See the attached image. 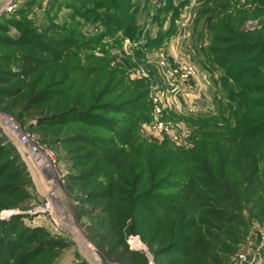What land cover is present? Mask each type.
<instances>
[{
    "label": "trees",
    "instance_id": "obj_1",
    "mask_svg": "<svg viewBox=\"0 0 264 264\" xmlns=\"http://www.w3.org/2000/svg\"><path fill=\"white\" fill-rule=\"evenodd\" d=\"M150 2L49 0L43 6L26 0L17 13L0 20V46L13 48L0 54V70L6 68L0 82H13L0 88V103L20 119L41 113L35 124L50 123L51 132H63L66 119H80L75 123L86 128L62 139L84 146L70 151L85 159L89 172L73 176L83 181L101 174L89 203L102 201L124 224L118 228L120 239L141 233L155 264H225L243 226V203L232 175L246 178L240 189L247 196L253 191L255 197L264 183V26L248 31L243 21L250 9L238 10L233 19L224 0H201L208 44H201L197 54L212 78L219 73L213 82L228 103L222 102L218 116L187 118L193 147H177L170 139L143 136L142 123L151 121L153 104L139 102L151 81L130 79L128 70L137 65L132 57L113 62L115 48L141 40L145 27L133 17ZM252 3L264 12V0ZM171 4L167 0L157 13L174 8ZM36 7L44 22L36 17ZM64 7L68 13L59 21ZM91 24L93 34L86 30ZM156 35L147 46L167 36L161 30ZM144 47L138 53L144 55ZM73 92L75 97L65 101ZM83 149L84 154L78 151ZM5 152L0 138V194L15 200L23 194L26 171L19 155L8 151L4 160ZM241 164L245 168L239 171ZM22 218L0 219V264H27L33 253L39 256L60 243L44 238L42 228L27 227ZM145 221L150 229L137 231ZM138 260L146 264L144 256Z\"/></svg>",
    "mask_w": 264,
    "mask_h": 264
},
{
    "label": "rangeland",
    "instance_id": "obj_2",
    "mask_svg": "<svg viewBox=\"0 0 264 264\" xmlns=\"http://www.w3.org/2000/svg\"><path fill=\"white\" fill-rule=\"evenodd\" d=\"M25 1L6 0L0 3V9L9 2L15 5L3 17L17 13ZM39 1L46 6L49 0ZM166 1L151 0L147 10L140 11L137 16L134 13L133 20L136 17L137 25L145 27L141 40L137 43L125 41L124 50L115 48L113 51L117 58L113 62L132 57V63L137 65L135 69L128 70L130 79L145 77L151 81L147 96L139 102L143 104L152 100L153 104L151 121L142 123L143 136L147 139H170L177 147L191 148L194 133H190L191 124L187 118L218 116L220 111L223 113L222 102L226 100L219 85L213 82L219 73L216 72L215 78H212L201 63L202 55L197 54L202 45L205 47L208 44L207 28L200 14L201 0H172L174 8L157 13ZM250 3L251 0H224V7L233 19L242 8L250 9L243 28L258 31L264 26V12H259L256 5L252 3L251 6ZM35 11L39 22H44L42 9L36 7ZM66 13L67 8H62L59 21L65 18ZM86 30L92 34L96 32L92 24ZM160 30L167 36L161 37L160 44L147 46L148 40L155 38ZM139 47H144V55L138 53ZM8 51H13V48L0 46V54ZM11 85L13 82H0V88ZM74 97L75 92L65 101L70 102ZM65 104L62 102L60 106ZM36 116L20 119L6 111L0 103V138L6 149L3 159H7L8 151H14L21 158L23 166H20L24 167L27 178L19 198L10 200L0 194V208L7 205L0 211V219L8 221L21 216L27 227L42 228L44 238L60 242L52 248H43L39 256L35 253L30 255L27 264H138V257L142 256L146 264L147 261L148 264H155L152 250L141 233H127L124 239H120L118 228L124 224L116 222V215L111 214L106 205L100 204L102 201L89 203L92 198L90 191L97 188L101 174L92 173L87 180H76L75 175H85L89 166H85V159L77 152L72 153L70 147L82 149L84 146L81 143L72 144L74 140L63 142L62 139L67 134L84 129L85 126L75 123L80 119H66V123L62 124L63 132L56 133L51 132L50 123L35 124ZM224 116L228 117L229 112ZM23 136L27 137L28 144L19 140ZM29 146L35 148V155L29 152ZM78 151L84 154L87 150ZM239 167V171L244 170L245 165ZM232 180L243 203V212L239 215L243 226L236 233L237 245L225 264H264V183L255 191L257 195L254 197L253 191L247 196L240 189V186L247 185L240 172L234 173ZM140 216L148 220L146 215ZM141 228L148 231L150 223L145 221L137 231Z\"/></svg>",
    "mask_w": 264,
    "mask_h": 264
},
{
    "label": "built area",
    "instance_id": "obj_3",
    "mask_svg": "<svg viewBox=\"0 0 264 264\" xmlns=\"http://www.w3.org/2000/svg\"><path fill=\"white\" fill-rule=\"evenodd\" d=\"M11 2H9L5 7L0 9V20L3 18L5 14H9V12H11L14 9L15 5L11 4ZM19 140H22V142L25 144L29 143L26 136L20 137ZM29 152L32 155H35V148L29 146Z\"/></svg>",
    "mask_w": 264,
    "mask_h": 264
},
{
    "label": "crops",
    "instance_id": "obj_4",
    "mask_svg": "<svg viewBox=\"0 0 264 264\" xmlns=\"http://www.w3.org/2000/svg\"><path fill=\"white\" fill-rule=\"evenodd\" d=\"M5 1H6V0H4V1H3V0H0V3H3V2H5ZM23 4H24V3H23ZM34 10H35V8H34Z\"/></svg>",
    "mask_w": 264,
    "mask_h": 264
}]
</instances>
